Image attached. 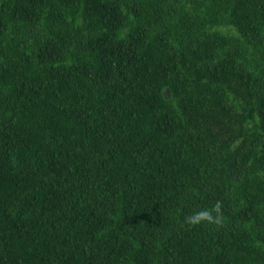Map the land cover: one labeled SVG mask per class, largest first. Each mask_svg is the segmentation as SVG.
<instances>
[{
	"label": "trees",
	"instance_id": "trees-1",
	"mask_svg": "<svg viewBox=\"0 0 264 264\" xmlns=\"http://www.w3.org/2000/svg\"><path fill=\"white\" fill-rule=\"evenodd\" d=\"M0 264H264V0H0Z\"/></svg>",
	"mask_w": 264,
	"mask_h": 264
},
{
	"label": "clouds",
	"instance_id": "clouds-1",
	"mask_svg": "<svg viewBox=\"0 0 264 264\" xmlns=\"http://www.w3.org/2000/svg\"><path fill=\"white\" fill-rule=\"evenodd\" d=\"M213 212L216 213L220 212L219 202L215 205L213 209H206L193 213L191 216L186 217V220L192 225H197L204 221H207L209 223H214L215 217L213 216Z\"/></svg>",
	"mask_w": 264,
	"mask_h": 264
}]
</instances>
